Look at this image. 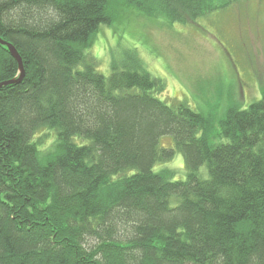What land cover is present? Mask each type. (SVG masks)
I'll return each instance as SVG.
<instances>
[{"label":"trees","instance_id":"trees-1","mask_svg":"<svg viewBox=\"0 0 264 264\" xmlns=\"http://www.w3.org/2000/svg\"><path fill=\"white\" fill-rule=\"evenodd\" d=\"M238 0H0V264H264V88L215 130L135 64L86 54L115 3L185 24ZM19 65L0 44V83ZM174 137L175 147L160 138ZM182 153L186 178L155 167Z\"/></svg>","mask_w":264,"mask_h":264},{"label":"rangeland","instance_id":"rangeland-1","mask_svg":"<svg viewBox=\"0 0 264 264\" xmlns=\"http://www.w3.org/2000/svg\"><path fill=\"white\" fill-rule=\"evenodd\" d=\"M112 25H101L86 54L108 75L112 64H135L138 53L144 70L163 79L160 97L186 101L211 117L215 130L230 105L248 107L264 88V0H238L196 21L170 23L115 3ZM133 67V66H132ZM175 147L174 137L160 138ZM168 167L175 179L186 178L182 153L155 168Z\"/></svg>","mask_w":264,"mask_h":264},{"label":"water","instance_id":"water-1","mask_svg":"<svg viewBox=\"0 0 264 264\" xmlns=\"http://www.w3.org/2000/svg\"><path fill=\"white\" fill-rule=\"evenodd\" d=\"M0 44L8 47V49L11 52V54L13 55V57H15V59L17 60L18 65H19V69L21 72V75L18 79H13L10 81H5L4 83H0V87H2L4 84H8V83H12V82H18L22 79V77L24 75V62H23L22 56H21L20 52L18 51L17 47L13 43L2 38L1 35H0Z\"/></svg>","mask_w":264,"mask_h":264}]
</instances>
